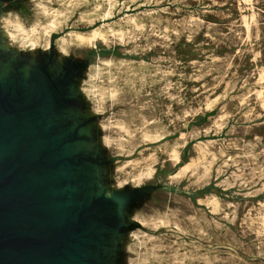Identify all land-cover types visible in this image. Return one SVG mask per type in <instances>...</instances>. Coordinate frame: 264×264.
I'll return each mask as SVG.
<instances>
[{
    "label": "water",
    "instance_id": "95a60500",
    "mask_svg": "<svg viewBox=\"0 0 264 264\" xmlns=\"http://www.w3.org/2000/svg\"><path fill=\"white\" fill-rule=\"evenodd\" d=\"M108 2L0 0V264H188L230 194Z\"/></svg>",
    "mask_w": 264,
    "mask_h": 264
},
{
    "label": "rangeland",
    "instance_id": "374dc122",
    "mask_svg": "<svg viewBox=\"0 0 264 264\" xmlns=\"http://www.w3.org/2000/svg\"><path fill=\"white\" fill-rule=\"evenodd\" d=\"M109 1L156 50L150 72L169 124L231 185L188 264H264V0Z\"/></svg>",
    "mask_w": 264,
    "mask_h": 264
},
{
    "label": "bare ground",
    "instance_id": "6f19581e",
    "mask_svg": "<svg viewBox=\"0 0 264 264\" xmlns=\"http://www.w3.org/2000/svg\"><path fill=\"white\" fill-rule=\"evenodd\" d=\"M180 1H181V0H180ZM174 3H175V2H174ZM246 3H247V2H246ZM203 4H204V3H203ZM250 5H251V4H250ZM201 9H202V8H201ZM252 9H253V8H252ZM193 12H194V11H193ZM244 15H245V14H244ZM132 20H133V19H132ZM132 20H130V21H131V22H134V21H132ZM138 21H139V20H136V23H137V24L139 23ZM250 21H251V20H250ZM141 24H142V23H141ZM243 25H244V23H243ZM140 26H141V25H140ZM245 26H246V25H245ZM175 28H176V27H175ZM246 28H247V27H246ZM245 30H246V29H245ZM247 30H248V28H247ZM247 30H246V31H247ZM252 30H253V29H252ZM164 31H165V30H164ZM166 31H167V30H166ZM250 33H251V32H250ZM245 34H247V33H245ZM253 36H254V35H253ZM251 37H252V36H251ZM236 52H237V51H236ZM226 54H227V53H226ZM257 55H258V54H257ZM253 56L256 58V55H253ZM224 57H225V56H224ZM201 63H202V62H201ZM228 63H229V62H228ZM219 64H220V63H219ZM189 65H190V64H189ZM207 65H208V64H207ZM196 67H197V66H196ZM204 67H205V66H204ZM207 67L209 68V66H207ZM198 68H199V67H198ZM213 68H214V67H213ZM262 68H263V67H262ZM194 69H196V68H194ZM203 69H204V68H203ZM203 69H202V70H203ZM197 70H198V69H197ZM204 70H205V69H204ZM188 71H189V69H188ZM200 71H201V70H200ZM203 72H204V71H203ZM187 73H188V72H187ZM196 73H197V72H196ZM198 73H199V72H198ZM222 73H223V72H222ZM224 73H225V72H224ZM200 74H201V73H200ZM222 75H223V74H222ZM189 78H191V77H189ZM186 81H187V80H186ZM255 82H256V81H255ZM230 84H231V83H230ZM193 86H194V85H193ZM237 87H238V86H237ZM187 88H188V87H187ZM232 88H233V87H232ZM232 88H231V89H232ZM220 95H221V94H220ZM223 96H224V95H223ZM213 100H214V99H213ZM256 101H257V100H256ZM253 102H254V101H253ZM170 103H171V102H170ZM218 103H219V102H218ZM254 103H255V102H254ZM256 103H257V102H256ZM216 121H217V120H216ZM224 124H225V123H224ZM226 124H227V123H226ZM231 125H232V124H231ZM235 127H236V126H235ZM263 128H264V127H263ZM229 129H230V128H229ZM231 129H232V128H231ZM230 132H231V131H230ZM232 132H233V131H232ZM235 132H236V131H235ZM212 134H213V133H212ZM228 134H229V133H228ZM223 138H224V137H223ZM232 139H233V138H232ZM248 140H249V139H248ZM217 143H218V142H217ZM244 143H245V142H244ZM242 144H243V143H242ZM246 144H247V143H246ZM259 144H260V143H259ZM261 144H262V143H261ZM198 145H199V144H198ZM209 145H210V144H209ZM251 145H252V144H251ZM199 146H200V145H199ZM240 146H241V145H240ZM245 146H246V145H245ZM248 146H249V145H248ZM253 146H254V145H253ZM255 146H256V145H255ZM203 147H204V145H203ZM204 148H205V147H204ZM220 148H221V147H220ZM247 148H249V147H247ZM251 148H252V147H251ZM221 150H222V148H221ZM248 150H249V149H248ZM252 151H253V150H252ZM244 152H247V151H244ZM210 154H213V153L210 152ZM241 155H242V154H241ZM252 155H253V154H252ZM250 156H251V155H250ZM253 156H254V155H253ZM214 157H215V155H214ZM247 157H248V156H247ZM247 157H246V158H247ZM250 158H251V157H250ZM215 159H216V158H215ZM251 159H253V158H251ZM255 159H256V158H255ZM253 160H254V159H253ZM204 161H205V160H204ZM254 161H255V160H254ZM211 162H212V161H211ZM209 164H211V163H208V165H209ZM259 164H260V163H259ZM234 165H235V164H234ZM204 167H206V166H204ZM209 167H210V165H209ZM257 167H258V166H257ZM261 167H262V166H261ZM238 168H239V167H238ZM232 169H233V168H232ZM218 170H219V169H218ZM217 172H219V171H217ZM232 172H233V171H232ZM220 173H221V171H220ZM235 173H236V172H235ZM227 177H228V176H227ZM232 178H233V177H232ZM234 178H235V177H234ZM234 178H233V179H234ZM236 179H237V178H236ZM259 179H260V178H259ZM226 182H227V181H226ZM257 182H258V181H257ZM228 184H230V183H228ZM234 184H235V182H234ZM237 184H240V183H237ZM244 184H246V183L244 182ZM232 185H233V184H232ZM230 186H231V185H229V187H230ZM256 189H257V188H256ZM263 191H264V190H263ZM245 194H246V193H245ZM218 209H219V208H218ZM235 210H237V209H235ZM234 216H235V215H233L232 217H234ZM211 220H212V219H211ZM206 221H207V220H206ZM206 221H205V222H206ZM213 221H214V220H213ZM213 221H212V222H213ZM232 222H233V221H232ZM205 224H206V223H205ZM214 224H215V223H214ZM211 226H212V225H211ZM216 227H217V226H216ZM200 230H201V229H200ZM200 230H199V231H200ZM199 231H198V232H199ZM201 234H202V233H201ZM203 235H205V234H203ZM203 235H202V236H203ZM199 239H200V238H199ZM262 239H263V238H262ZM262 243H263V242H262ZM201 247H203V246H201ZM261 247H262V246H261ZM263 247H264V246H263ZM258 248H259V247H258ZM205 249H206V248H205ZM207 250H208V249H207ZM263 250H264V249H263ZM213 251H214V249H213ZM221 256H222V255H221ZM198 257H200V256H198ZM198 257H197V258H198ZM229 257H230V256H229ZM259 257H260V256H259ZM207 258H209V257H207ZM207 258H204V260L207 259ZM215 259H216V258H215ZM191 260H192V259H191ZM195 260H197V259H195ZM192 261H193V260H192ZM198 261H199V260H198ZM207 261H208V260H207ZM213 262H214V261H213ZM208 263H210V262H208Z\"/></svg>",
    "mask_w": 264,
    "mask_h": 264
}]
</instances>
